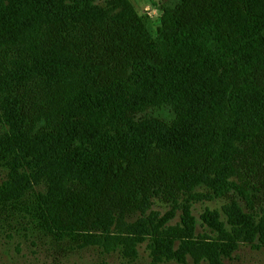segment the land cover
Here are the masks:
<instances>
[{
	"label": "trees",
	"instance_id": "trees-1",
	"mask_svg": "<svg viewBox=\"0 0 264 264\" xmlns=\"http://www.w3.org/2000/svg\"><path fill=\"white\" fill-rule=\"evenodd\" d=\"M160 19L152 36L129 0H0V208L69 252L152 238L156 263L227 264L264 247V0ZM200 190L235 238L187 239Z\"/></svg>",
	"mask_w": 264,
	"mask_h": 264
},
{
	"label": "rangeland",
	"instance_id": "rangeland-1",
	"mask_svg": "<svg viewBox=\"0 0 264 264\" xmlns=\"http://www.w3.org/2000/svg\"><path fill=\"white\" fill-rule=\"evenodd\" d=\"M104 1V0H98ZM135 10L144 17L147 28L152 36H156L161 23V7L170 0H129ZM47 184L40 183L35 186L41 189ZM190 201L191 215L194 218L193 230L187 232V239L211 240L217 238H235L231 223L227 215V200L209 195L206 191H197ZM209 195V196H208ZM159 207L161 214L166 209ZM0 208V264H182L177 260L156 263L151 255L147 238L140 242L137 251L117 249L115 252L106 253L103 248H83L75 252H69L68 247L73 239H58L46 234L45 224L37 221H30L28 218H15L10 210ZM182 210L178 209L175 217L168 223L174 225L180 219ZM185 237V235H183ZM192 247L197 248V243L190 242ZM178 243L174 245V248ZM116 248V247H115ZM200 256L205 255L199 252ZM188 262L195 264V257L187 254ZM158 261V260H157ZM227 264H264V247L257 249L250 244H242L233 253L232 259L226 260ZM199 264H211L208 259H201Z\"/></svg>",
	"mask_w": 264,
	"mask_h": 264
}]
</instances>
